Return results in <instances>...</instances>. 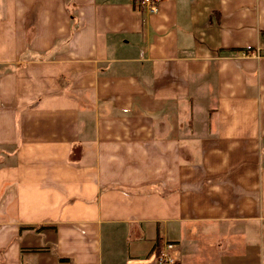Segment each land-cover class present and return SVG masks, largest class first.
I'll list each match as a JSON object with an SVG mask.
<instances>
[{
	"label": "crops",
	"instance_id": "0c3cea01",
	"mask_svg": "<svg viewBox=\"0 0 264 264\" xmlns=\"http://www.w3.org/2000/svg\"><path fill=\"white\" fill-rule=\"evenodd\" d=\"M163 241L264 264V0H0V264Z\"/></svg>",
	"mask_w": 264,
	"mask_h": 264
},
{
	"label": "built area",
	"instance_id": "2783aa9c",
	"mask_svg": "<svg viewBox=\"0 0 264 264\" xmlns=\"http://www.w3.org/2000/svg\"><path fill=\"white\" fill-rule=\"evenodd\" d=\"M135 4L139 6H145L148 11L156 10V0H133ZM241 55L247 56L257 55L255 48H246L240 51ZM173 244L171 242L163 241L158 242L154 251V263L155 264H175V259L172 255Z\"/></svg>",
	"mask_w": 264,
	"mask_h": 264
}]
</instances>
